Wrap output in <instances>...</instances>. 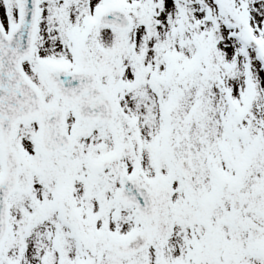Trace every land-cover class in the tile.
I'll list each match as a JSON object with an SVG mask.
<instances>
[{
  "label": "snow or ice",
  "instance_id": "obj_1",
  "mask_svg": "<svg viewBox=\"0 0 264 264\" xmlns=\"http://www.w3.org/2000/svg\"><path fill=\"white\" fill-rule=\"evenodd\" d=\"M0 13V264H264V0Z\"/></svg>",
  "mask_w": 264,
  "mask_h": 264
},
{
  "label": "rangeland",
  "instance_id": "obj_2",
  "mask_svg": "<svg viewBox=\"0 0 264 264\" xmlns=\"http://www.w3.org/2000/svg\"><path fill=\"white\" fill-rule=\"evenodd\" d=\"M0 14H2V13H0Z\"/></svg>",
  "mask_w": 264,
  "mask_h": 264
}]
</instances>
